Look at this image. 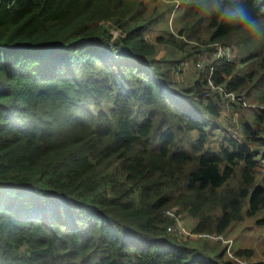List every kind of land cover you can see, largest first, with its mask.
I'll return each mask as SVG.
<instances>
[{
  "label": "trees",
  "instance_id": "trees-1",
  "mask_svg": "<svg viewBox=\"0 0 264 264\" xmlns=\"http://www.w3.org/2000/svg\"><path fill=\"white\" fill-rule=\"evenodd\" d=\"M245 7L264 20V0ZM149 15L138 0H0V264H234L168 231L166 211L194 218V233L256 213L264 226V40L206 17L203 35L178 28L166 42L237 57L208 58L182 86L180 62L145 37ZM228 93L252 119L238 135L214 120Z\"/></svg>",
  "mask_w": 264,
  "mask_h": 264
},
{
  "label": "rangeland",
  "instance_id": "rangeland-1",
  "mask_svg": "<svg viewBox=\"0 0 264 264\" xmlns=\"http://www.w3.org/2000/svg\"><path fill=\"white\" fill-rule=\"evenodd\" d=\"M138 1H142L144 10H147L150 13L149 17L152 18L149 21V26L146 28L145 37L148 39V41L154 44L155 49L157 50L155 58L159 60L179 61V69L173 74V78L176 80V82H178L179 85H191L193 79L197 78L199 72L204 70L205 67L210 64L211 52L207 50V46L205 47L192 41L188 43V39L186 38L178 39L180 40L182 47H178L170 42H166V40L171 38V36L177 37L174 36V32L176 33L178 28L186 25L189 26V33L195 32L197 35L205 34L206 22L205 20L201 21L200 19L205 17L202 13L199 15H193L190 13L184 17L181 16L184 12V9L176 7L175 5L178 4V2L173 0ZM174 8H176V10ZM161 15H164V17L159 19V16ZM107 24L115 37L120 35L121 29L118 28L117 25H113V23L110 21ZM238 53L239 51H237V56ZM235 58H237L236 51L233 60ZM210 88L212 91H221L217 88ZM223 90L224 88H222V92ZM254 95L255 93L252 91L250 100L248 102L244 98V102H246V104L244 102H240L242 107H248L250 104L253 105L252 103ZM224 97L228 104H224L220 117L215 118L214 120L219 124H228L231 133L238 135L240 133L238 125L239 120L243 118L251 121V115L250 113H247L248 111H242L238 113L233 112V109L229 106L234 101L226 96ZM261 152L264 153V147L261 149ZM261 162V170L263 172L264 161ZM231 184H233V182H231ZM174 209L178 210V207L175 206ZM174 209L169 208L168 211L172 212L178 218L181 225L191 233L190 236L182 235L181 237L188 238L187 241L189 242V245L191 248H196L197 252L202 250L203 246L206 245V250L204 252L205 256L208 255V259H212L210 258L211 256L213 258L221 256L220 259L222 261H231L234 264H248L251 261H264V226L258 225L256 223V218L260 216V213H256L250 217L244 216L241 221L230 224V226L222 234L210 232L207 234V237H199L195 236V233L191 230V226L194 224L195 219L187 216L185 213H180L181 216H179L175 213ZM218 211L219 210L216 209L215 212ZM167 214L172 217L168 212ZM240 249H249L252 252L251 256L247 258L244 256H238L236 254V250ZM234 256L238 258L239 261H237Z\"/></svg>",
  "mask_w": 264,
  "mask_h": 264
},
{
  "label": "clouds",
  "instance_id": "clouds-1",
  "mask_svg": "<svg viewBox=\"0 0 264 264\" xmlns=\"http://www.w3.org/2000/svg\"><path fill=\"white\" fill-rule=\"evenodd\" d=\"M204 17L237 32L241 37L264 40V20L251 14L245 0H193Z\"/></svg>",
  "mask_w": 264,
  "mask_h": 264
},
{
  "label": "built area",
  "instance_id": "built-area-1",
  "mask_svg": "<svg viewBox=\"0 0 264 264\" xmlns=\"http://www.w3.org/2000/svg\"><path fill=\"white\" fill-rule=\"evenodd\" d=\"M213 45H215L216 48H215V52L213 54L212 62H216L219 59H224L226 61H231L233 59V57L235 55V49L232 46L225 45V44H220V43H216V44H213ZM198 65H199V63H198ZM207 82H208V86H210L212 88H217V89L221 90L219 92H222V88L223 87L220 86V85H218V86L214 85L212 79L208 78ZM222 93H224V90H223ZM226 96L228 98L232 99V100H239V99L243 98V97L237 96V95H235L233 93H228V94H226ZM167 212L169 214H171L172 218H174L173 224L169 225L167 227V230L170 231V232H174L175 234L180 235V236H182V235L190 236L191 233L188 230H186V228H184L181 225V223L179 222L178 218L172 212L167 210L166 214H167ZM207 234H209V232L195 233L194 235L195 236H199V237H207ZM228 248H229V246H228ZM235 259L237 261H239L238 258L235 257Z\"/></svg>",
  "mask_w": 264,
  "mask_h": 264
},
{
  "label": "bare ground",
  "instance_id": "bare-ground-1",
  "mask_svg": "<svg viewBox=\"0 0 264 264\" xmlns=\"http://www.w3.org/2000/svg\"><path fill=\"white\" fill-rule=\"evenodd\" d=\"M212 47H213V51H212V58H213V54H214V52H215V45H212Z\"/></svg>",
  "mask_w": 264,
  "mask_h": 264
},
{
  "label": "water",
  "instance_id": "water-1",
  "mask_svg": "<svg viewBox=\"0 0 264 264\" xmlns=\"http://www.w3.org/2000/svg\"><path fill=\"white\" fill-rule=\"evenodd\" d=\"M237 96L243 97V95H237Z\"/></svg>",
  "mask_w": 264,
  "mask_h": 264
}]
</instances>
